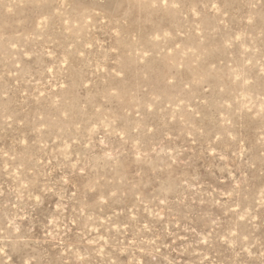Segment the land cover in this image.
I'll return each instance as SVG.
<instances>
[{"label":"rangeland","instance_id":"374dc122","mask_svg":"<svg viewBox=\"0 0 264 264\" xmlns=\"http://www.w3.org/2000/svg\"><path fill=\"white\" fill-rule=\"evenodd\" d=\"M0 264H264V0H0Z\"/></svg>","mask_w":264,"mask_h":264}]
</instances>
